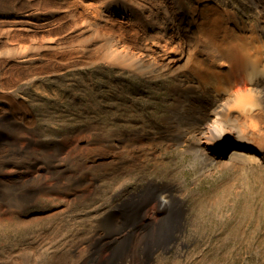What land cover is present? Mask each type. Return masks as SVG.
<instances>
[{
	"label": "bare ground",
	"instance_id": "obj_1",
	"mask_svg": "<svg viewBox=\"0 0 264 264\" xmlns=\"http://www.w3.org/2000/svg\"><path fill=\"white\" fill-rule=\"evenodd\" d=\"M252 2L254 18L227 0H0V132H15L0 144L20 154V132H40L21 91L25 82L101 63L148 82L170 81L160 121L119 130L130 157L99 164L103 171L138 170L146 179L123 198L120 225L140 232L136 248L148 233L186 230L185 197L192 192L168 149L192 153L202 174L230 171L221 184L228 189L239 180V188L246 186L248 171L264 168V0ZM49 147L55 152L47 156L25 150L28 166L20 155L11 158L17 165L3 175L15 183L0 176L7 204L19 206L18 193L31 185L43 187V168L59 167L58 177L72 170L73 160L58 159V147ZM146 168L162 179L147 177ZM86 175L73 167L67 177ZM23 177L30 183L20 182ZM47 264H87V259L81 253L72 263L66 254H56Z\"/></svg>",
	"mask_w": 264,
	"mask_h": 264
},
{
	"label": "rangeland",
	"instance_id": "obj_2",
	"mask_svg": "<svg viewBox=\"0 0 264 264\" xmlns=\"http://www.w3.org/2000/svg\"><path fill=\"white\" fill-rule=\"evenodd\" d=\"M227 1L243 9L244 15L255 17L252 0ZM169 84L148 82L101 63L21 85L40 132H20V154L0 144L1 178L15 183L3 175L12 164L17 165L11 158L20 155L28 166L31 161L25 150L47 156L55 152L49 145L58 147V159H71L73 164L61 177L54 173L59 167L43 168L44 186L30 184L18 193L19 206L7 204L0 194V264H47L56 254H66L75 263L81 253L87 264H264V168L249 170L246 186L239 188L243 183L239 180L237 187L228 189L221 184L230 171L219 168L202 174L192 153L168 149L166 154L176 159L192 192L185 197L188 227L175 232L182 238L169 243L173 251L164 253L157 247L158 236L165 238L171 231L151 232L136 248L140 232L120 225L126 192H137L146 179L140 178L138 170L103 171L99 163L111 165L130 157L120 143L119 130L142 120L160 121L167 113ZM14 133L0 132V138L10 141ZM73 167L87 171L86 177H67ZM145 170L147 177L162 179ZM19 180L30 183L26 177ZM115 237L118 240L111 241ZM133 249L138 252L135 257L130 255ZM158 252L164 254L155 258Z\"/></svg>",
	"mask_w": 264,
	"mask_h": 264
},
{
	"label": "water",
	"instance_id": "obj_3",
	"mask_svg": "<svg viewBox=\"0 0 264 264\" xmlns=\"http://www.w3.org/2000/svg\"><path fill=\"white\" fill-rule=\"evenodd\" d=\"M177 230L175 229V230H172L169 234H167L166 235V237L165 238H163V240H161V242L157 245V247H159V248H163V250H164V253H170L171 252V250H172V247H173V245H171V246H168L169 245V243H171L175 238H176V235H175V232H176ZM153 252L155 253V250H153ZM159 253V252H158ZM157 253V254H158ZM158 264H170V263H167V262H159ZM186 264H192V262H189V263H187L186 262Z\"/></svg>",
	"mask_w": 264,
	"mask_h": 264
},
{
	"label": "flooded vegetation",
	"instance_id": "obj_4",
	"mask_svg": "<svg viewBox=\"0 0 264 264\" xmlns=\"http://www.w3.org/2000/svg\"><path fill=\"white\" fill-rule=\"evenodd\" d=\"M182 237L181 236H179V237H176V240L177 239H181ZM156 256H155V258L159 255V253L158 254H155Z\"/></svg>",
	"mask_w": 264,
	"mask_h": 264
},
{
	"label": "trees",
	"instance_id": "obj_5",
	"mask_svg": "<svg viewBox=\"0 0 264 264\" xmlns=\"http://www.w3.org/2000/svg\"><path fill=\"white\" fill-rule=\"evenodd\" d=\"M171 251H173V247H172V250ZM163 252H159V254H162ZM164 254V253H163Z\"/></svg>",
	"mask_w": 264,
	"mask_h": 264
}]
</instances>
